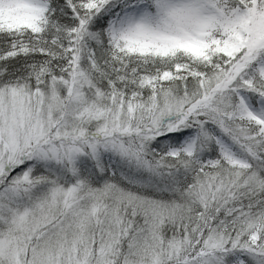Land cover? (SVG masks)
I'll use <instances>...</instances> for the list:
<instances>
[{"label":"snow or ice","instance_id":"6c2138e0","mask_svg":"<svg viewBox=\"0 0 264 264\" xmlns=\"http://www.w3.org/2000/svg\"><path fill=\"white\" fill-rule=\"evenodd\" d=\"M0 264H264V0H0Z\"/></svg>","mask_w":264,"mask_h":264}]
</instances>
